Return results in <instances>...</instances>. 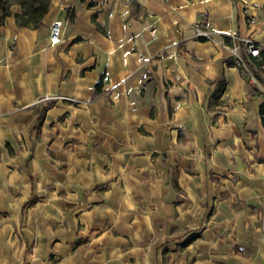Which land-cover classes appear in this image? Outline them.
Segmentation results:
<instances>
[{
    "label": "rangeland",
    "instance_id": "obj_1",
    "mask_svg": "<svg viewBox=\"0 0 264 264\" xmlns=\"http://www.w3.org/2000/svg\"><path fill=\"white\" fill-rule=\"evenodd\" d=\"M105 93L0 126V264H264V202L227 203L218 141L154 132L157 103L117 114Z\"/></svg>",
    "mask_w": 264,
    "mask_h": 264
},
{
    "label": "crops",
    "instance_id": "obj_2",
    "mask_svg": "<svg viewBox=\"0 0 264 264\" xmlns=\"http://www.w3.org/2000/svg\"><path fill=\"white\" fill-rule=\"evenodd\" d=\"M137 2L138 9L129 0H59L39 29L20 27L14 18L20 7H13L0 25V126L38 98L94 107L93 88L105 74L103 91L114 113L143 116L154 102V132L167 126L185 132V145L207 135L217 140L224 154L216 173L228 187L227 203L258 208L264 202V86L227 64L234 58L221 36L249 38L264 49V0ZM56 20L63 26L52 46ZM196 24L208 32L206 41Z\"/></svg>",
    "mask_w": 264,
    "mask_h": 264
},
{
    "label": "trees",
    "instance_id": "obj_3",
    "mask_svg": "<svg viewBox=\"0 0 264 264\" xmlns=\"http://www.w3.org/2000/svg\"><path fill=\"white\" fill-rule=\"evenodd\" d=\"M51 0H0V25L4 22L5 18L11 15L10 6L18 5L20 12L14 14V18L20 27H28L32 29H39L42 27V19L48 13ZM85 0H80L84 2ZM131 7L138 9L140 7L137 0H129ZM74 11V9L72 10ZM132 15V14H131ZM72 17V16H71ZM204 24V21H202ZM204 29V26H202ZM214 39V37L210 36ZM199 40L206 41L207 37H199ZM221 42L224 45L232 46L233 43L236 46V54L241 61L240 65H237L235 61H229V66H237L241 75L247 80L249 77H253L262 86H264V49H260L259 57H252L247 54L245 44L241 40L231 41L226 36H221ZM106 85V76L101 74L98 82L95 84L93 90L96 94L103 92ZM55 104V100H50L43 108H41L38 116L40 122L45 113L51 109ZM259 115L261 117V125L264 127V103L259 106Z\"/></svg>",
    "mask_w": 264,
    "mask_h": 264
},
{
    "label": "built area",
    "instance_id": "obj_4",
    "mask_svg": "<svg viewBox=\"0 0 264 264\" xmlns=\"http://www.w3.org/2000/svg\"><path fill=\"white\" fill-rule=\"evenodd\" d=\"M62 26H63L62 21L56 20V21L52 22V24L50 26V30H49V42L52 46L60 43ZM196 29H197V35L198 36L204 37V36L208 35V32H206V30H204L200 24H196ZM150 32L152 35H155V32H156L155 27H152L150 29ZM242 42L245 44L246 52L248 55H250L252 57H256V58L259 57V52H260L259 47L252 40L246 38ZM226 48L231 50L232 57L234 58L235 63L237 65H240L241 61L237 57L235 47L232 46V48H229V46H226ZM252 81L255 82V79L252 78Z\"/></svg>",
    "mask_w": 264,
    "mask_h": 264
}]
</instances>
